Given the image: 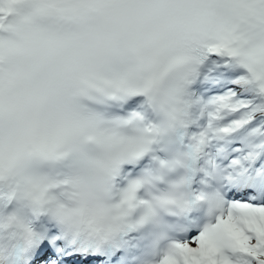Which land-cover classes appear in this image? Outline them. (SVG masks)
Here are the masks:
<instances>
[{"label": "snow or ice", "instance_id": "1", "mask_svg": "<svg viewBox=\"0 0 264 264\" xmlns=\"http://www.w3.org/2000/svg\"><path fill=\"white\" fill-rule=\"evenodd\" d=\"M0 264H264V0H0Z\"/></svg>", "mask_w": 264, "mask_h": 264}]
</instances>
